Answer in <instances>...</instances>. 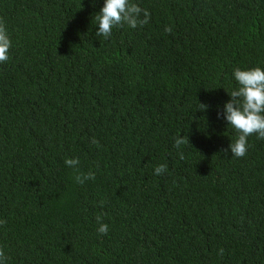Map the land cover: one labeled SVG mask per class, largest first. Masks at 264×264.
I'll return each mask as SVG.
<instances>
[{"label":"trees","instance_id":"1","mask_svg":"<svg viewBox=\"0 0 264 264\" xmlns=\"http://www.w3.org/2000/svg\"><path fill=\"white\" fill-rule=\"evenodd\" d=\"M131 2L149 23L105 40L104 0H0L6 264H264V139L223 152L233 71L264 69V0Z\"/></svg>","mask_w":264,"mask_h":264},{"label":"clouds","instance_id":"2","mask_svg":"<svg viewBox=\"0 0 264 264\" xmlns=\"http://www.w3.org/2000/svg\"><path fill=\"white\" fill-rule=\"evenodd\" d=\"M98 30L95 35L103 37L105 40L111 37L114 27H122L127 24L130 28L135 29L138 26H143L149 23L150 13L147 9H142L138 4L131 0H104V5L96 14ZM164 31L170 33L172 29L165 26ZM11 48V39L7 29L2 21H0V63H4L9 59V49ZM235 81L238 82V87L227 92L231 97L224 104L223 118L237 132V137L224 149L227 154L230 150L232 157L242 158L247 154L248 137L256 135L258 139H264V69L261 67H252L242 70L237 67L233 71ZM207 105L200 103L201 111L207 109ZM220 113H218V117ZM93 144L100 147L99 141L93 137ZM189 143V139L177 137L174 141V147L180 148L181 145ZM180 158L183 159V153H180ZM64 163L73 168L79 165L78 158H66ZM167 171L166 164H160L155 167L154 174L162 175ZM75 180L79 184H83L86 180L94 179L95 173L89 171L87 174H76ZM103 204V201L101 202ZM96 221L99 225L97 231L100 234H107L109 226L102 223V216L97 215ZM6 220H0V226L6 224ZM220 254H223V249H220ZM7 256L2 247H0V264H6Z\"/></svg>","mask_w":264,"mask_h":264}]
</instances>
